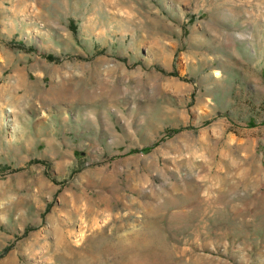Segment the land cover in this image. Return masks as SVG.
I'll return each mask as SVG.
<instances>
[{"label": "rangeland", "instance_id": "374dc122", "mask_svg": "<svg viewBox=\"0 0 264 264\" xmlns=\"http://www.w3.org/2000/svg\"><path fill=\"white\" fill-rule=\"evenodd\" d=\"M0 264H264V0H0Z\"/></svg>", "mask_w": 264, "mask_h": 264}, {"label": "trees", "instance_id": "16d2710c", "mask_svg": "<svg viewBox=\"0 0 264 264\" xmlns=\"http://www.w3.org/2000/svg\"><path fill=\"white\" fill-rule=\"evenodd\" d=\"M149 150H150V147H147V148L142 149V151H145V152H147Z\"/></svg>", "mask_w": 264, "mask_h": 264}]
</instances>
